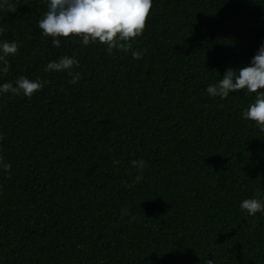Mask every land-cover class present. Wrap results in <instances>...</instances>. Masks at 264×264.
I'll use <instances>...</instances> for the list:
<instances>
[{
  "label": "trees",
  "instance_id": "1",
  "mask_svg": "<svg viewBox=\"0 0 264 264\" xmlns=\"http://www.w3.org/2000/svg\"><path fill=\"white\" fill-rule=\"evenodd\" d=\"M47 0H7L0 82V264H264V132L255 93L205 88L264 41V0H153L129 52L41 35ZM74 56L77 83L50 60ZM132 160H143L137 169Z\"/></svg>",
  "mask_w": 264,
  "mask_h": 264
},
{
  "label": "clouds",
  "instance_id": "2",
  "mask_svg": "<svg viewBox=\"0 0 264 264\" xmlns=\"http://www.w3.org/2000/svg\"><path fill=\"white\" fill-rule=\"evenodd\" d=\"M152 4L153 0H47V10L37 21V27L41 35L52 37L54 47L60 46L58 37L74 35L81 38L83 45L102 43L110 54L114 48L127 53L131 49V42L142 34ZM7 7V0H0V10ZM3 30L0 27V32ZM17 50V41L0 40V73L7 72V58L15 55ZM141 55V52L131 49L133 59H139ZM74 66H78L74 56H61L57 60H50L45 71H64L70 77L69 83L75 84L80 73L72 70ZM46 83L39 78L29 79L22 75L14 83L0 82V94L31 97ZM240 89L255 93L254 101L242 111V117L254 121L264 132V41H261L248 64L240 68H226L222 78L214 84H208L205 91L209 97L223 99L230 91ZM131 163L140 169L145 162L132 160ZM10 167L0 157V170L6 172ZM239 207L249 216L264 214V196L254 195L243 199ZM207 264H215L214 259H208Z\"/></svg>",
  "mask_w": 264,
  "mask_h": 264
}]
</instances>
